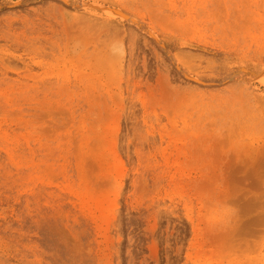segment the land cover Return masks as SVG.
<instances>
[{
  "label": "rangeland",
  "instance_id": "374dc122",
  "mask_svg": "<svg viewBox=\"0 0 264 264\" xmlns=\"http://www.w3.org/2000/svg\"><path fill=\"white\" fill-rule=\"evenodd\" d=\"M62 1L0 0V264H264V0H192L189 79Z\"/></svg>",
  "mask_w": 264,
  "mask_h": 264
},
{
  "label": "bare ground",
  "instance_id": "6f19581e",
  "mask_svg": "<svg viewBox=\"0 0 264 264\" xmlns=\"http://www.w3.org/2000/svg\"><path fill=\"white\" fill-rule=\"evenodd\" d=\"M131 1H132V3H130V1H129V3H125V1L123 3L119 0L118 1L116 0L114 3H117V7H119V11H117L116 13L113 12V14L110 11H108L109 13L105 12V14L108 13L107 14L108 16H109V14H111L110 16H115V17H112V19L120 17V20L122 19V21H126V22L130 23V24H132V26L134 25L136 27V30H137V27L141 28L140 30L145 31L144 33H146L148 36H150L155 42H160L158 37L156 36L158 28L165 33L174 34V36L171 38V40L170 39L164 40V42L159 43V46L161 47L160 48L161 51H163L165 53L166 52L172 53L171 50H173V49H176V48H179L182 46L191 45V42L193 41V35L195 33L194 31L189 29V22H190V19L192 18L190 16V11L192 10V2H193L192 0H190L191 4L184 6L186 9V16H187L186 19H184V20H179V16L177 15L179 10L174 8L175 7V5H174L175 1H173V0H150V1H147L145 3H142V1H141V3H137L134 0H131ZM141 4H142V6H141ZM81 6H84V5H81ZM139 6H141V8L143 7L144 9H146V11L142 12L141 10H138L137 7H139ZM165 7L168 9V14L164 13V10H166ZM171 11L173 12L174 16L170 15ZM114 13H115V15H114ZM144 14L148 15V17H149V22H147V23H145V21H144ZM196 23L197 22H195L194 24H196ZM142 24L146 25V27L143 26ZM199 24L206 26L207 20L202 19L199 21ZM171 26L178 29V30L173 31V32L170 31L169 28ZM200 33L201 34L205 33L204 29L200 30ZM175 35H178V36H175ZM203 37L204 36L200 35L199 42H203V40H204ZM129 41H131L130 38H129ZM166 45H168V46H166ZM169 55L176 61V63H177L176 68L180 69L179 64H181L182 67H185L184 68L185 74H186L185 77L187 79L192 78L190 75V69H189L190 57L184 56L182 54L179 55V53H172ZM243 72H244V70H243ZM230 73L226 75L227 76L226 80H229L230 78L234 77V75H232Z\"/></svg>",
  "mask_w": 264,
  "mask_h": 264
}]
</instances>
